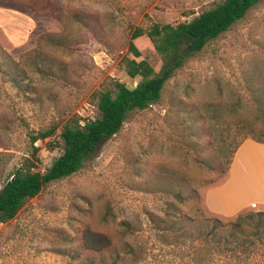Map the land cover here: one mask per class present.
Returning a JSON list of instances; mask_svg holds the SVG:
<instances>
[{"label": "rangeland", "instance_id": "rangeland-1", "mask_svg": "<svg viewBox=\"0 0 264 264\" xmlns=\"http://www.w3.org/2000/svg\"><path fill=\"white\" fill-rule=\"evenodd\" d=\"M217 1L0 0V187L31 154V134L54 127L34 143L33 170L44 172L62 152L63 124L97 117L98 91L111 86L110 79L133 83L121 61L133 57L128 43L134 28L188 21ZM133 42L136 60L159 71L162 57L149 38ZM259 93L264 99V0L188 56L159 100L129 112L82 168L47 183L0 222V264H112L116 257L120 264L128 256L125 242H148L139 264H170V246L151 217L167 225L200 212L227 219L264 210V177L240 200L217 198L240 147L264 145L240 141ZM242 153V173L259 162L264 175V147ZM226 159L231 162L221 175ZM178 191L188 199L180 202ZM122 222L138 229L130 236ZM86 227L107 235L109 248L87 249Z\"/></svg>", "mask_w": 264, "mask_h": 264}, {"label": "trees", "instance_id": "trees-1", "mask_svg": "<svg viewBox=\"0 0 264 264\" xmlns=\"http://www.w3.org/2000/svg\"><path fill=\"white\" fill-rule=\"evenodd\" d=\"M259 1L219 0L188 21L153 23L146 28H134L128 43V52L133 57H123L121 63L127 76L137 81V85L130 90L126 87L127 83L110 79L108 84L111 86L98 91L97 117L86 119L83 123L77 117H72L63 124L59 133L62 152L44 172L33 170L38 151L34 143L50 136L54 127L31 134V154L24 157L0 187V222L11 219L24 202L35 196L47 183L69 176L82 168L100 145L121 129L129 112L144 109L159 100L165 82L183 65L188 56L200 51L209 40L227 30ZM141 35H146L156 52L161 55L159 71H155L146 59L136 60L140 51L133 39ZM136 77L139 79L135 80ZM254 100L258 105L252 112L253 120L241 135L240 141L249 137L264 143L262 93ZM223 156H220L222 165ZM230 162L231 160L226 159L221 175L225 174ZM174 195L180 202L189 196L183 191ZM199 215L198 218L188 216L167 225H162L166 221L151 217L154 231L161 233L159 236L164 244L170 246V264H264V210L248 209L227 219L205 216L203 212ZM122 226L130 236L138 229L128 222H122ZM82 238L85 247L96 252L108 249L111 243L107 235L88 227L83 230ZM123 246L127 248L128 256L121 257L124 261L120 264H139L146 259L149 251L148 242L138 246L125 242ZM116 258L110 259L112 264H117L119 257Z\"/></svg>", "mask_w": 264, "mask_h": 264}, {"label": "crops", "instance_id": "crops-1", "mask_svg": "<svg viewBox=\"0 0 264 264\" xmlns=\"http://www.w3.org/2000/svg\"><path fill=\"white\" fill-rule=\"evenodd\" d=\"M264 145L261 144H257L254 142H250L247 141L245 142L242 147H240V149L238 150V152L236 153L233 163H232V168H231V174H230V179L227 183V185L221 189L218 192V199L219 201H224V200H229V201H234V200H240L243 196L242 193H240L239 191L234 190V187H236V183L238 182V184H240V180L241 182L245 183L246 179H245V173H242L241 171V167L242 164L238 161L239 159V154H241V152H243L242 154L244 156L248 155V153H254L256 150H259L261 148H263ZM240 163V165H239Z\"/></svg>", "mask_w": 264, "mask_h": 264}, {"label": "bare ground", "instance_id": "bare-ground-1", "mask_svg": "<svg viewBox=\"0 0 264 264\" xmlns=\"http://www.w3.org/2000/svg\"><path fill=\"white\" fill-rule=\"evenodd\" d=\"M245 183L239 181L241 185L236 183V187H234V190L239 191L242 194H245L247 192L248 194L251 193L252 190H256L259 187V183L263 179L264 175L262 174V171H260V164L259 162H252L249 165V170L247 174H245ZM252 189V190H250ZM246 193V194H247Z\"/></svg>", "mask_w": 264, "mask_h": 264}, {"label": "water", "instance_id": "water-1", "mask_svg": "<svg viewBox=\"0 0 264 264\" xmlns=\"http://www.w3.org/2000/svg\"><path fill=\"white\" fill-rule=\"evenodd\" d=\"M136 85H137V81H134L132 86L129 85V84H126V87H127L128 89L131 90V89H133V87L136 86Z\"/></svg>", "mask_w": 264, "mask_h": 264}]
</instances>
